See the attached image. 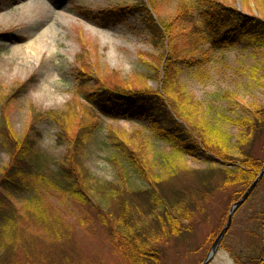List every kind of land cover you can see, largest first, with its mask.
Wrapping results in <instances>:
<instances>
[{"label": "trees", "instance_id": "obj_1", "mask_svg": "<svg viewBox=\"0 0 264 264\" xmlns=\"http://www.w3.org/2000/svg\"><path fill=\"white\" fill-rule=\"evenodd\" d=\"M159 1L144 0L143 4L101 13L102 24H115L127 12H144L141 19L145 27L156 45L163 43L165 49L155 64L144 61L146 73L122 78L117 71H105L89 84L91 67L78 61L80 83L67 108L46 114L31 108V119L21 136L13 131L9 118L14 94L3 93L4 86H0V150L8 155V163L0 170V264H101L79 251L74 229L40 194L48 186L86 210L129 264H160L157 243L189 230L200 203L226 188H234L231 201H237L259 174L264 158L255 157L253 148L264 129V103L250 105L247 116L231 119L238 127L231 146L228 135L203 119L199 103L185 91L180 74L183 65L199 60L206 43L231 48L246 38L264 52V18L218 0H202L200 20L191 15L188 0H178L176 10L165 16ZM151 79L160 81L159 89L147 86ZM17 85L19 90L25 88V82ZM227 96L237 100L233 94ZM95 111L144 120L156 138L176 153L211 165L194 169L178 160L157 162L149 156V144L138 133L111 129L107 133L109 144L147 186L130 184L127 166L117 155L109 162L118 181L95 180L84 163L85 140L99 126ZM45 116L60 126L58 142L68 145L53 175L42 171V154L36 148L35 123ZM260 184L264 185V174L252 192ZM26 191L34 193L30 201L16 206L11 195ZM260 204L251 217L259 231L253 238L258 241L246 255L228 249L235 264H264V188Z\"/></svg>", "mask_w": 264, "mask_h": 264}, {"label": "rangeland", "instance_id": "obj_2", "mask_svg": "<svg viewBox=\"0 0 264 264\" xmlns=\"http://www.w3.org/2000/svg\"><path fill=\"white\" fill-rule=\"evenodd\" d=\"M178 0H160L159 8L165 16L176 10ZM225 5L253 16L264 18V0H218ZM144 0H0V86L3 93L14 94L9 111L13 131L19 136L31 119V108L39 113L63 111L73 96L78 80L79 62L91 67L89 84L95 78L117 71L122 78L148 71L156 57L165 52L163 43L155 42L141 17L144 12L125 13L115 24H102V11L125 5L143 4ZM190 13L200 20L204 10L202 0H188ZM145 3V2H144ZM44 31L43 47L37 52L25 48L31 36ZM231 48H216L205 44V51L196 62L182 66L180 81L185 91L200 105L203 119L212 127L228 135L232 146L238 127L231 121L248 115L250 105L264 103V52L246 38ZM85 42V43H84ZM161 42V41H160ZM18 48H23L19 51ZM26 50V54L24 53ZM144 59V60H143ZM79 61V62H78ZM101 69L96 73L94 70ZM103 75V76H104ZM25 82L19 90L17 83ZM152 89L160 88V81H146ZM18 90V91H17ZM16 91V92H15ZM15 92V93H14ZM227 94H233V100ZM85 102V101H84ZM86 103V102H85ZM88 104V103H87ZM89 105V104H88ZM99 126L85 140L84 163L95 180L118 181L109 159L117 151L109 144V130L124 134L136 132L149 144V156L155 161L178 160L194 169L209 167L211 163L190 155H180L156 138L149 124L137 118H115L99 114ZM38 130L36 148L42 154V171L53 175L68 145L58 142L60 126L50 116L35 123ZM253 155L264 158V129L257 135ZM127 166L130 184L146 187L147 182ZM8 163L7 152L0 150V170ZM42 187L40 186L39 189ZM264 185L260 184L233 214L212 261L209 264H235L232 253L248 254L257 243L255 221L251 217L259 210ZM234 188L217 190L197 208L189 230L182 231L168 241H160V264H200L207 256L216 235L227 221ZM33 192H14L11 199L18 207L30 201ZM59 215L74 229L79 251L86 258H96L101 264H129L118 253L102 227L73 200L48 186L40 190ZM257 237V236H256ZM231 250V252L228 251ZM16 264H23L17 262Z\"/></svg>", "mask_w": 264, "mask_h": 264}, {"label": "water", "instance_id": "obj_3", "mask_svg": "<svg viewBox=\"0 0 264 264\" xmlns=\"http://www.w3.org/2000/svg\"><path fill=\"white\" fill-rule=\"evenodd\" d=\"M263 174H264V165L262 166L257 177L250 183V185L245 190V192L242 194V196L231 205L229 212H228V217H227V221H226L225 225L220 230V232L216 235L215 239L213 240V242L210 246V249H209L207 256L205 257V259L200 264H209L212 261L214 255H215V253H216V251H217V249L221 243L223 236L225 235L226 231L229 229V227L231 225L234 212L236 211V209L241 204H243L246 201V199L249 197V195L251 194V192L253 191L255 186L258 184V182L262 178Z\"/></svg>", "mask_w": 264, "mask_h": 264}, {"label": "bare ground", "instance_id": "obj_4", "mask_svg": "<svg viewBox=\"0 0 264 264\" xmlns=\"http://www.w3.org/2000/svg\"><path fill=\"white\" fill-rule=\"evenodd\" d=\"M44 31L31 36V38L27 41V44L25 46V48L29 51L32 52H37L39 50V48L43 47V49H47L50 50L52 49L51 45H46V43H44ZM19 51H23V48H18ZM24 53L26 54V50H24Z\"/></svg>", "mask_w": 264, "mask_h": 264}]
</instances>
